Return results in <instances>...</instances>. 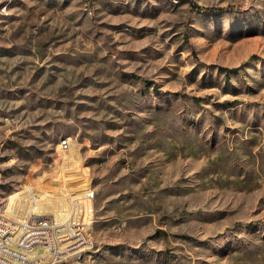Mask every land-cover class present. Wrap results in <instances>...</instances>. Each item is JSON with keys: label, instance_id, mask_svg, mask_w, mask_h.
<instances>
[{"label": "rangeland", "instance_id": "obj_1", "mask_svg": "<svg viewBox=\"0 0 264 264\" xmlns=\"http://www.w3.org/2000/svg\"><path fill=\"white\" fill-rule=\"evenodd\" d=\"M29 189L95 191L84 264H264V0H0V215Z\"/></svg>", "mask_w": 264, "mask_h": 264}, {"label": "built area", "instance_id": "obj_2", "mask_svg": "<svg viewBox=\"0 0 264 264\" xmlns=\"http://www.w3.org/2000/svg\"><path fill=\"white\" fill-rule=\"evenodd\" d=\"M67 145V140L63 141ZM28 213L24 218L0 215V264H84L78 251L91 246L87 228L95 216V191L69 196L55 207L37 210L36 195L29 189ZM45 243L41 255H30V247ZM27 249L26 260L13 259V251Z\"/></svg>", "mask_w": 264, "mask_h": 264}, {"label": "trees", "instance_id": "obj_3", "mask_svg": "<svg viewBox=\"0 0 264 264\" xmlns=\"http://www.w3.org/2000/svg\"><path fill=\"white\" fill-rule=\"evenodd\" d=\"M231 8L232 7H230V6H212V7L202 8V10L208 11V12H222L225 10H229ZM240 67H241V65L238 67H234V68L219 66V69L222 71L230 72V71H235V70L239 69Z\"/></svg>", "mask_w": 264, "mask_h": 264}, {"label": "bare ground", "instance_id": "obj_4", "mask_svg": "<svg viewBox=\"0 0 264 264\" xmlns=\"http://www.w3.org/2000/svg\"><path fill=\"white\" fill-rule=\"evenodd\" d=\"M68 144L67 145H63L64 148H69V145H70V141L67 140ZM34 192V191H33ZM88 192V191H87ZM35 193V192H34ZM8 207H9V210H14L15 209V205H13V203H10L8 202ZM27 215V214H26ZM38 255V254H37ZM24 257V256H23ZM18 260V259H17ZM23 260V259H22ZM25 260V258H24Z\"/></svg>", "mask_w": 264, "mask_h": 264}]
</instances>
